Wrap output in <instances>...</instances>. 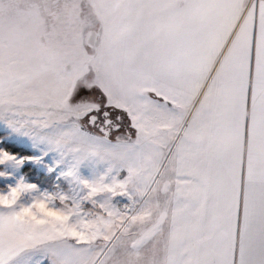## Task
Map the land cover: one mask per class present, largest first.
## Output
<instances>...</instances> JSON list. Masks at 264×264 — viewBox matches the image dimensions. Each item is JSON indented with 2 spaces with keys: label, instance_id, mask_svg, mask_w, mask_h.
<instances>
[{
  "label": "snow or ice",
  "instance_id": "1",
  "mask_svg": "<svg viewBox=\"0 0 264 264\" xmlns=\"http://www.w3.org/2000/svg\"><path fill=\"white\" fill-rule=\"evenodd\" d=\"M0 264H264V0H0Z\"/></svg>",
  "mask_w": 264,
  "mask_h": 264
}]
</instances>
